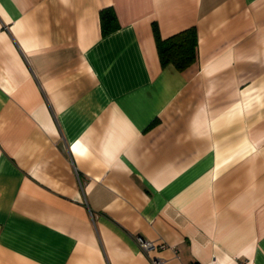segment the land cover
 I'll use <instances>...</instances> for the list:
<instances>
[{
	"label": "crops",
	"instance_id": "0c3cea01",
	"mask_svg": "<svg viewBox=\"0 0 264 264\" xmlns=\"http://www.w3.org/2000/svg\"><path fill=\"white\" fill-rule=\"evenodd\" d=\"M154 258L264 264V0H0V264Z\"/></svg>",
	"mask_w": 264,
	"mask_h": 264
},
{
	"label": "trees",
	"instance_id": "16d2710c",
	"mask_svg": "<svg viewBox=\"0 0 264 264\" xmlns=\"http://www.w3.org/2000/svg\"><path fill=\"white\" fill-rule=\"evenodd\" d=\"M99 16L104 34L116 27V16L111 8L101 10ZM153 35L162 66L172 64L177 70L182 71L195 62L198 40L195 27H190L166 39H162L156 25H154Z\"/></svg>",
	"mask_w": 264,
	"mask_h": 264
},
{
	"label": "built area",
	"instance_id": "2783aa9c",
	"mask_svg": "<svg viewBox=\"0 0 264 264\" xmlns=\"http://www.w3.org/2000/svg\"><path fill=\"white\" fill-rule=\"evenodd\" d=\"M139 248L143 251V252H148L149 250L153 249L154 245L151 242L148 241H144L142 240L140 237L135 238ZM151 263L152 264H163L162 260L159 259H151Z\"/></svg>",
	"mask_w": 264,
	"mask_h": 264
}]
</instances>
